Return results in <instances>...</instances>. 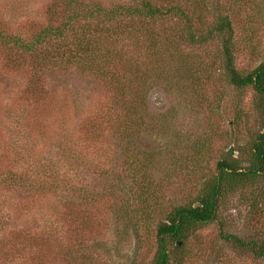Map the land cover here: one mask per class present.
Instances as JSON below:
<instances>
[{
  "label": "rangeland",
  "instance_id": "rangeland-1",
  "mask_svg": "<svg viewBox=\"0 0 264 264\" xmlns=\"http://www.w3.org/2000/svg\"><path fill=\"white\" fill-rule=\"evenodd\" d=\"M51 1L0 0V30L14 34L25 31L32 23L44 21ZM105 1L124 3L129 0ZM180 3L184 2L171 4ZM192 6L189 8L196 9L195 27L201 32L209 29L218 12L229 15L234 30L235 64L240 71H252L264 60V0H205ZM126 21L123 27L138 32L141 24L137 20ZM175 22L176 18H167L158 26L165 31L176 26ZM179 24L183 25L182 22ZM135 38L122 43L127 51L141 56L139 47L144 43L140 41L139 33ZM178 44L179 48L168 54L172 60L166 59L176 65L177 71L173 69L169 83H156L147 88L145 125L139 132L128 126L126 136L119 118L125 109L119 110L114 105L112 100L119 99L100 78L75 65L65 69L50 65L40 74L36 95H31L32 70L29 67L9 69L4 60L5 53L0 51V182L6 178L3 172L20 170L15 153L7 151L10 143L19 147L20 154L30 160L33 154L58 159L61 147H66V141L71 137L69 145L73 144L75 148H71L70 155L74 157V151L79 153V160L72 158L70 166L60 160L63 171L61 193L58 190L52 194L38 193L1 182L0 203L10 208L8 212L13 215L9 226L15 228V225L25 223L21 232L17 233L14 228V233L9 232L8 228L9 233L0 236L2 248L14 244L16 254L11 263L2 257V264L153 263L158 248L154 224L142 225L139 233H135L133 229L137 230V223L144 219L139 216L137 222L128 219V230L135 236L121 234L123 220L116 221L113 208L122 201L108 197L82 207L79 203L82 193L72 192L67 185L100 193L110 190L109 184H116L117 189L124 192V201L136 194L130 200L136 204L141 199L138 197L141 190L135 186L136 178L140 181L150 179V189L159 195L163 208L161 213L156 210L157 215L153 217L157 223L160 219L165 220L173 206L191 203L204 188L199 179L186 176L187 170L170 169L174 158L188 148V141L195 137L202 141L205 136L211 141L202 163V177L212 178L217 173V161L231 146L236 155L239 154L235 150L237 140L246 143L251 132L259 128L253 111L255 91L251 87L239 91L230 84L222 67L219 38L203 45L180 41ZM181 66H187L185 68L195 74L192 75L190 70L185 77ZM199 76L201 82H198ZM24 100L29 102L22 111L19 105ZM34 105L38 110L30 115ZM132 116L129 110L127 123H132ZM92 122H96L93 129L90 128ZM38 132L41 134L37 135ZM29 133L33 140L24 141ZM144 156L157 166L146 169L135 161ZM22 164L24 168L27 165ZM32 170L34 172L36 168L32 167ZM260 189L264 194V179ZM78 203L79 206H75ZM237 205H240L237 196H228L217 220L193 225L187 238L178 241L180 246L183 245V252L192 254L189 264H264V260H256L250 251L222 238L221 221L227 234L246 238L264 236V204L259 215L250 220L244 215L247 211L243 206ZM17 209L22 211L18 218L15 217ZM30 230L36 232V237L47 238L44 250L40 242L31 247L24 240L16 242L15 238ZM117 241L121 243L116 249ZM42 252L48 256L45 260L40 257Z\"/></svg>",
  "mask_w": 264,
  "mask_h": 264
},
{
  "label": "trees",
  "instance_id": "trees-1",
  "mask_svg": "<svg viewBox=\"0 0 264 264\" xmlns=\"http://www.w3.org/2000/svg\"><path fill=\"white\" fill-rule=\"evenodd\" d=\"M181 1L184 3L171 4ZM204 1L129 0L124 3H107L105 0H52L46 8L47 16L44 21L32 23L25 31L21 30L14 34L0 30V51L5 53L4 60L7 61V67L9 69L29 67L34 74L29 89L31 95H36L34 93L38 90L40 74L50 65L60 66L64 69L72 65L78 66L100 78L114 97L119 99L112 101L119 110L125 109L123 114L119 115L125 136L128 126H131L134 132H139L145 125L147 88H152L156 83V85L169 83L172 79L173 69L177 71L176 65L166 59H169L170 55L168 54L179 48V41L192 45H203L219 38L222 46V67L230 84L239 91H244L248 87L255 91L253 111L259 128L251 132L246 143L237 140L235 150L239 152L238 155H230L228 151L217 161V173L212 178L201 176L202 163L211 147V141L206 136L202 141L196 137L190 142L188 141V148L181 152L177 158H174V166L171 165L170 169L187 170L186 176L199 179L201 183H204V188L191 203L173 206L166 214L165 220L160 219L156 223L153 219L157 215L156 210L157 213H161L163 208L159 201V195L150 189L152 186L150 179L145 178L140 181L139 177L136 178L135 186L139 191L141 190L140 193L138 191V197L140 196L141 199H136V204L130 202L136 194L124 201V192L122 189H117L116 184H109L108 189L110 190L100 193L92 189L67 185V188L72 192L78 190L82 193L83 198L79 202L82 207L108 199V197H115L122 201L121 205L116 203L113 208V212H116L114 215L116 221L119 218L123 220L121 234L125 233L129 237L135 236V234H130L128 227L130 219L136 221L138 216L144 220L137 223V230L133 229V232L139 233V227L142 225L151 226L154 224L158 236V248L152 264H189L192 254L183 252V245L180 246L178 241L187 238L193 225L207 224L217 220L223 202L228 196H237L240 203L237 206H243L242 208L247 211L244 215L249 220L259 215L263 210L264 194L260 188L264 179V60L249 72H242L236 67L233 45L234 30L229 15L218 12L211 26L205 32H201L195 27V23H197L196 9L195 7L190 9L189 6L193 7L192 4L195 2L199 5ZM200 16L199 18H201ZM167 18H176V26L162 31L158 23L164 22ZM127 19L137 20L141 24L138 32L131 27H123L126 25ZM179 22H182L183 25L178 26ZM138 33L140 41L144 43L143 47H139L141 56L127 51L128 49L124 48L122 43L126 39H136ZM185 67L187 66H181L186 77V73H190L191 69ZM194 74L192 71V75ZM151 79L154 80L150 81ZM197 79L198 82H201L200 76ZM27 102L29 101L21 102L19 109L25 111ZM34 107L35 105L32 107L30 115L37 109ZM129 110L133 115L131 124L127 123ZM236 121L238 122V120ZM95 123L92 122L90 128L93 129L96 126ZM123 124L125 125L123 126ZM92 131L90 130L91 133ZM40 134L38 132L37 135ZM31 136L32 134L29 133L23 140L29 142L30 139L33 140V136ZM19 141L22 142V139L20 138ZM69 141L71 142V137L66 141V147H61V152L57 155L58 159L42 158L40 154H33V158L30 160V157L27 158L20 154L19 147L17 148L11 143L8 144L7 151L11 152L12 150L15 153V157L18 159L16 163L20 170L19 168L17 170L9 169L3 172L6 178L3 181L1 179V182H5L8 186L17 185L38 193L52 194L58 193L57 190L61 193L63 171L60 160L67 166H70L72 158L76 161L79 160L77 158L79 153L74 151L72 153L74 157L70 155L71 148H75V145H69ZM38 155L40 156L38 157ZM9 156L11 157V155ZM135 161L142 163V167L146 169L151 166L154 169L157 166L146 156ZM22 163H27L25 168ZM32 167H35L36 171L33 172ZM137 169H139L138 166ZM1 182L0 192H2ZM142 187L147 189L144 190ZM115 201L117 200L115 199ZM197 202L201 204L195 206ZM79 203L75 206H79ZM9 209L0 203V236L13 232L14 227L9 226V220L13 217L8 212ZM20 214L22 211L19 212L17 209L15 217H20ZM220 223L223 239L232 242L241 249L250 251L256 260H264V236L246 238L233 233L227 234L224 230V222ZM21 227H25V223L15 225L14 231L21 232ZM26 232L23 236L15 238L16 242L20 243L24 240L29 247L40 242L41 249L45 248L48 243L47 238L44 240L40 238L41 236L36 237V232L32 230ZM120 243V241L115 243L116 249ZM14 250V244H10L8 247L6 244L3 249L0 239V260L3 257L11 263L12 257L16 255ZM44 253L42 252L40 256L42 260L48 257ZM0 264H2L1 261Z\"/></svg>",
  "mask_w": 264,
  "mask_h": 264
},
{
  "label": "water",
  "instance_id": "water-1",
  "mask_svg": "<svg viewBox=\"0 0 264 264\" xmlns=\"http://www.w3.org/2000/svg\"><path fill=\"white\" fill-rule=\"evenodd\" d=\"M229 154H230V155H236V154H237L236 152L233 151V146L230 147V149H229ZM200 204H201L200 202H197V203L195 204V206L200 205Z\"/></svg>",
  "mask_w": 264,
  "mask_h": 264
}]
</instances>
